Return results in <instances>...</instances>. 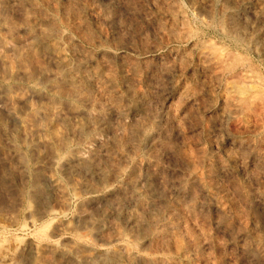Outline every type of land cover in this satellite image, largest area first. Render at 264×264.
Returning <instances> with one entry per match:
<instances>
[{
  "label": "rangeland",
  "instance_id": "obj_1",
  "mask_svg": "<svg viewBox=\"0 0 264 264\" xmlns=\"http://www.w3.org/2000/svg\"><path fill=\"white\" fill-rule=\"evenodd\" d=\"M0 264H264V0H0Z\"/></svg>",
  "mask_w": 264,
  "mask_h": 264
},
{
  "label": "bare ground",
  "instance_id": "obj_2",
  "mask_svg": "<svg viewBox=\"0 0 264 264\" xmlns=\"http://www.w3.org/2000/svg\"><path fill=\"white\" fill-rule=\"evenodd\" d=\"M57 57H59V58H61V57H63L62 55H61V53H60V51H59V53L57 52ZM64 58V57H63ZM56 108V107H55ZM80 109V108H79ZM78 109V110H79ZM54 111V110H53ZM83 111V110H82ZM80 112L79 114H82L83 112ZM86 111V110H85ZM41 113V112H40ZM52 113V112H51ZM48 114V113H47ZM42 115H43V113H42ZM41 116V115H40ZM47 116V115H46ZM78 117V116H77ZM50 118V117H49ZM55 129V128H54ZM57 134V133H56ZM81 154H82V150H81V148H79V149H76L75 151H74V153H73V157H79V156H81ZM44 172V171H43ZM49 173V172H48ZM50 174H53V173H50ZM49 182H50V184H51V187H52V189H54V191L55 192H58V191H61L62 192V189L64 188V187H62V185L59 183V180H57L56 178H55V176L54 175H50L49 176ZM63 184V183H62ZM59 193V192H58ZM65 193V192H64ZM80 252V251H79ZM86 252V251H85ZM90 252H88V253H86V255H83V254H85V253H79V254H81L80 256H77V257H81L83 260H93L94 259V256L93 255H91V254H89ZM79 254H77V255H79ZM89 254V255H88ZM113 258H116V257H118L119 256V254H118V252L116 251V252H113ZM81 259V260H82ZM105 260V259H104Z\"/></svg>",
  "mask_w": 264,
  "mask_h": 264
}]
</instances>
